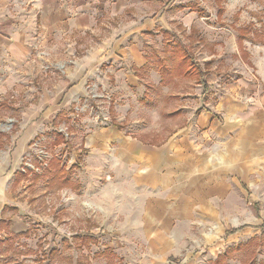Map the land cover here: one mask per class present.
Wrapping results in <instances>:
<instances>
[{
    "label": "rangeland",
    "instance_id": "1",
    "mask_svg": "<svg viewBox=\"0 0 264 264\" xmlns=\"http://www.w3.org/2000/svg\"><path fill=\"white\" fill-rule=\"evenodd\" d=\"M194 1L200 12L193 23L197 32L177 20L158 29L146 46L156 68L131 90L128 77L117 75L119 69L97 54L98 38L111 29L72 38L82 41L81 47L63 40L41 45L29 13L24 36L19 34L15 17L22 12L15 5L21 0H0V39L8 42L0 43V218L5 205L15 207L6 214L11 218L8 230L31 233L19 240L12 258L0 247V264H211L228 247L252 238L255 243L235 252L228 264H264V182L243 187L247 203L232 204L229 218L222 212L215 220L177 217L171 198L161 195L154 202L149 190L140 189L144 170L152 172L153 158L163 164L155 174L164 183L166 175L175 174V161L151 149L164 143L176 126L195 122L208 100L215 104L228 93L250 98L251 91L240 87L250 85L254 93L264 80V33L246 38L241 46L236 30L250 22L257 29L264 25V0ZM176 41L206 72L207 86L196 83V71L195 79L178 76L190 61L173 69L177 77L171 82L161 83L156 69L170 58L166 43ZM146 82L153 84L146 98L150 106L139 102ZM62 110L66 120H56ZM59 132L65 140L55 144ZM207 139L201 148L217 149ZM55 156L70 171L68 185H60V176L52 184L16 177L25 168L42 172ZM203 208L211 215L209 206ZM237 227L242 230L226 234ZM6 234L4 229L0 238ZM84 235L93 241L79 240ZM52 249L71 261L47 258Z\"/></svg>",
    "mask_w": 264,
    "mask_h": 264
},
{
    "label": "crops",
    "instance_id": "2",
    "mask_svg": "<svg viewBox=\"0 0 264 264\" xmlns=\"http://www.w3.org/2000/svg\"><path fill=\"white\" fill-rule=\"evenodd\" d=\"M15 11L22 12L15 17L16 26L21 29L20 36H24L25 15L29 13L35 39L49 47L59 40L69 46L78 44L81 47L82 41L72 38H84L91 31L104 27L111 29L108 35L102 34L98 38L97 54L102 61L119 69L117 75L128 77L126 83L131 90L156 68L146 46L152 42L157 30L168 29L176 20L180 25L196 30L194 19L200 15L194 0H21L15 5ZM15 31L9 30L11 35ZM5 42L0 39V43ZM156 71L161 75L158 69ZM144 85V97L139 102L150 106L153 103L147 102L146 98L150 99L148 93L153 84L146 82ZM249 86L240 87V91H251L249 95L253 96L250 98L236 99L228 93L215 104L208 100L206 107L197 110L195 122L186 121L176 126L175 132L164 143L154 146L151 150L155 153L175 161V174L166 175L167 182L164 183L161 175L155 174L163 164L153 158L152 172L147 174L144 170L146 179L140 189L149 190L154 202L162 198L161 195L168 196L177 205L174 209L177 217L187 219L202 216L215 220L222 212L227 214L223 217L229 218L232 204H246L247 193L242 188L254 181L256 184L264 182V80L254 93ZM156 87L163 88V85ZM218 113L221 115L217 116ZM172 137L175 140L169 142ZM205 138H208L207 144L211 140L217 149L207 152L201 148ZM205 206H209L211 215L203 208ZM234 229V233L228 234V230L226 234L231 236L242 230L240 227Z\"/></svg>",
    "mask_w": 264,
    "mask_h": 264
},
{
    "label": "trees",
    "instance_id": "3",
    "mask_svg": "<svg viewBox=\"0 0 264 264\" xmlns=\"http://www.w3.org/2000/svg\"><path fill=\"white\" fill-rule=\"evenodd\" d=\"M223 13H224V10L220 6L219 16H222ZM236 30L238 31V34H239V37H238L240 41L239 44L243 46V42L246 40V38L263 36L262 34L264 33V25H262L260 29H257L255 27V23L250 22L248 25H245L244 27H237ZM191 31H194V33L196 32V30H191ZM250 33H252V36L248 35ZM166 34L168 33H166L165 31L164 35L166 36ZM165 50L167 51L168 54H170V58L167 59L168 62L164 61V63L161 64L162 61L160 62L158 60V62H160L158 70L160 71L161 76H162L161 77L162 84L163 83L167 84L171 82L169 80L177 77V75H174L173 69L182 68L184 67V64L190 61L189 63L190 67L185 71V74L178 75V76H184L186 78L195 79L196 77H194L195 75H193L194 74L193 71H196L197 73L195 74H197L199 77V79L196 80L197 81L196 83L204 84L207 86L208 83L206 82V75H207L206 72L200 70V64L198 65L192 59V56H190L185 45H183L181 41H176L175 43H167V47ZM155 63L157 64V61H155ZM3 102L7 103V101H3ZM0 104L2 103L0 102ZM65 114H66V111L64 110L60 111L56 117V120L57 119L59 121L66 120ZM56 127L59 128L60 125L58 124V126ZM63 139L65 140V136L63 132H59L55 139L56 140L55 144L60 143L59 142L60 140L64 141ZM61 165H62L61 159L55 156L52 159L51 166L50 167L47 166L45 169H43L42 172L36 171L35 169H31V168H25L24 171H17L16 177L23 176V177L29 178V176H31L32 178H35V179H49L48 181L50 182V184H52V182H54L57 179V177L60 176L62 179L60 185L61 186L68 185V183L71 180V175L69 174L70 171H65V167ZM16 210L17 208L15 207H11L10 205H5L2 209L1 219H0V232L4 231V229H7V234L3 236V238H0V247L4 248V252H6V254H9L10 258H12V255H14L17 252L19 240L22 238H28L31 235L30 231L15 233L12 230L11 231L8 230L10 229L9 226H10L11 218L10 217L8 218L6 214L9 211L12 212ZM235 231L236 229H233L232 231H229L228 234L234 233ZM77 238L79 239V237ZM91 238L92 236L90 235L82 239L80 238L79 240H86L90 243L91 241H93L91 240ZM263 238H264V235L261 236V239H260L261 242H263L264 240ZM254 243H255V239L252 238L248 240L246 243H240L235 247H228L226 251L224 253L219 254L217 258H215V260L212 261L211 264H228V261L233 257L235 252L242 250V248L252 245ZM78 247H79V250H81L82 245H78ZM2 252L3 251L1 250L0 258L4 256L2 255L3 254ZM19 253H24V251H18V254ZM61 257H63V259L65 260L71 261L69 256H65V257L62 256V251L57 250V249H52L51 252L47 256V258L52 259V260L54 258H61ZM82 258H84L83 255H82Z\"/></svg>",
    "mask_w": 264,
    "mask_h": 264
}]
</instances>
